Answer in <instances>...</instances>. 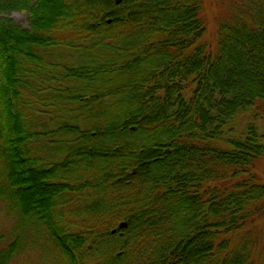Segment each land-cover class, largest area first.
Segmentation results:
<instances>
[{"label":"trees","instance_id":"1","mask_svg":"<svg viewBox=\"0 0 264 264\" xmlns=\"http://www.w3.org/2000/svg\"><path fill=\"white\" fill-rule=\"evenodd\" d=\"M253 5L0 0V264H264Z\"/></svg>","mask_w":264,"mask_h":264},{"label":"rangeland","instance_id":"2","mask_svg":"<svg viewBox=\"0 0 264 264\" xmlns=\"http://www.w3.org/2000/svg\"><path fill=\"white\" fill-rule=\"evenodd\" d=\"M260 1H262L263 5H264V0H254V1H252V0H206V2H207V10L206 11L209 14V16L212 17V19L209 20L210 24L207 25V31H206L205 37L215 39L217 29H218V25H219V21H221L226 16L227 13L229 14L230 8L232 6H236V5L239 6L240 5L246 11L248 9L247 7L251 8L254 6L253 5L254 3L258 2V4H259ZM8 15L11 16V18H13L16 23H18L24 27H30L29 13L27 11L12 10ZM255 124L257 125V129H259L260 131L264 130V118L260 117V118L256 119ZM53 148H56V147L54 146ZM45 152L48 153L49 155L55 156L56 159H58V157H59L58 152L52 148H47L45 150ZM72 170H75V169H72ZM261 238L264 239L263 237H261ZM36 239L39 240V236H37ZM39 242H40L39 252H42L44 254V259L51 261L48 264H56L54 258L51 256V254L49 252V249L45 247L44 240L40 239ZM118 242H119V240H117V238H114V239H110L107 242V244L108 245H115ZM162 246H164V243L160 242L159 248H161ZM137 250L138 249H136V248H132L131 254H133ZM121 254H123V253H121Z\"/></svg>","mask_w":264,"mask_h":264},{"label":"water","instance_id":"3","mask_svg":"<svg viewBox=\"0 0 264 264\" xmlns=\"http://www.w3.org/2000/svg\"><path fill=\"white\" fill-rule=\"evenodd\" d=\"M121 2H122V0H116V3H117V4H119V3H121ZM108 22L110 23V22H111V19H109ZM126 226H127V222L122 221V222L119 223V226H118V227L122 229V228H125ZM116 230H117V229H113V233H115Z\"/></svg>","mask_w":264,"mask_h":264},{"label":"flooded vegetation","instance_id":"4","mask_svg":"<svg viewBox=\"0 0 264 264\" xmlns=\"http://www.w3.org/2000/svg\"><path fill=\"white\" fill-rule=\"evenodd\" d=\"M252 1H254V0H252Z\"/></svg>","mask_w":264,"mask_h":264}]
</instances>
